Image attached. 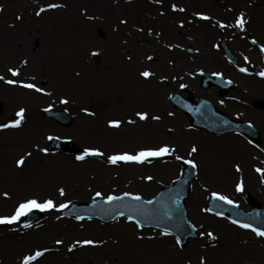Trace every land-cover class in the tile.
I'll use <instances>...</instances> for the list:
<instances>
[{"label": "rangeland", "instance_id": "rangeland-1", "mask_svg": "<svg viewBox=\"0 0 264 264\" xmlns=\"http://www.w3.org/2000/svg\"><path fill=\"white\" fill-rule=\"evenodd\" d=\"M47 3L65 7L47 9L37 15L39 8ZM173 4L184 11L173 10ZM5 7L1 0L0 76L4 79L2 86L0 80V124L18 119L16 113L21 108L26 109L19 127L6 128L20 131L17 137L22 143V147L11 150L10 168L24 156L23 167L33 173L30 157H34L32 152H38L35 146L38 150L47 148L44 154L52 158L64 155L77 163L86 161L77 160L68 151L51 148L52 139L60 138L80 149L100 148L104 155L88 161H93L99 169L111 167L121 174L79 190L71 197L39 195V200L52 198L56 204L67 200L80 203L93 199L97 191L104 196L131 192L149 199L160 188L169 186L180 177L185 160H195L199 167L203 165V171L198 169L186 200L187 215L198 236L185 245L178 244L171 235H161L160 230L141 229L126 217L104 224L96 219L78 221L65 217L63 210L36 209L41 212V218L29 227L21 225L24 217L8 223L7 228L0 227V264H21L22 258L33 249L34 252L44 248L49 251L32 264H264V238L207 211L213 192L227 195L248 210L250 205L244 192L249 191L257 205L264 207L263 171H257L264 169V133L258 124L261 122L253 121L262 134L261 142L253 144L234 132L218 135L194 128L191 118L175 109L169 101V94L173 91L184 96H204L231 118L253 119L241 113L251 105H241V101L264 99V86L259 87L264 76L243 74L239 69L251 66L258 73L264 72L261 53L264 48V0H160L159 3L156 0H23L16 4L7 20L4 19ZM48 11L53 17L63 11L65 14L59 15L66 17H56L58 21L54 23L52 16H46ZM197 12L210 19L200 18L195 15ZM240 12L245 14L247 21L243 30L235 26ZM171 14L174 18L168 17ZM221 21L227 26L221 28ZM16 23H21L19 34L11 32ZM56 24L66 28L57 32L58 37L51 36V28L58 27ZM204 31L206 36L209 35L208 43L202 39ZM221 39L226 40L237 55V67L218 49ZM57 40L63 48V56L58 50L52 60L38 57L43 53L46 58L45 51L55 48ZM16 46L23 50L15 52ZM9 68H19L20 75L13 76ZM145 69L153 75L142 77L140 73ZM202 72L222 74L235 82V89L220 96L214 87H201L199 77ZM11 79L35 83L45 91L38 92L19 83L8 84L6 81ZM63 99L68 103H62ZM52 107L69 111L73 116L72 123L62 126L44 116L43 109ZM137 111H147L150 117L159 115L161 119L141 121L135 116ZM112 119L123 122L119 127H112L108 124ZM129 119L135 123H128ZM10 136H1V139ZM226 138H229L228 142ZM165 143L174 146L176 151L151 159V163L113 165L107 162V157L114 153H134L144 146ZM227 143L241 153L250 151L253 155L245 172L228 167L222 161L215 166L210 150ZM193 145L197 152L189 155ZM6 152L1 151V158L10 155L9 151ZM177 156H183L184 160L176 159ZM43 161L46 160L39 162L41 166L45 164ZM127 164L139 168L124 171ZM224 169L225 174L220 177L219 173ZM6 174L8 181H3L6 184L0 190L8 192L9 196L0 193V215H10L18 202L38 197L29 187L16 186L18 177L15 178L12 172ZM148 176L153 179H146ZM241 182L243 188L238 190L237 184ZM199 184L203 187L198 190L200 197H197L195 191ZM208 232L216 239L209 237ZM84 239L97 243L68 250L75 240ZM57 240L63 243L57 244ZM80 248L103 250L96 249L89 261L87 257L75 258L73 254L71 258L68 255ZM108 250L115 251V254H107ZM5 251L12 257L8 262L4 260Z\"/></svg>", "mask_w": 264, "mask_h": 264}, {"label": "snow or ice", "instance_id": "snow-or-ice-1", "mask_svg": "<svg viewBox=\"0 0 264 264\" xmlns=\"http://www.w3.org/2000/svg\"><path fill=\"white\" fill-rule=\"evenodd\" d=\"M156 2L159 3L160 0H156ZM61 7H65V5L58 4V3H47L46 5L41 6L39 8V11L36 14L40 15L41 13L45 12L47 9H57V8H61ZM172 9L173 10H179L181 12L184 11L183 8L177 9L176 4L172 5ZM0 10H2V9H0ZM195 15H197L200 18L205 19V20L210 19V17H208L206 14L201 13V12H197ZM122 23H126V21H122ZM180 23L182 26L183 21H181ZM246 23H247V21L245 19V14L243 12H240L236 18L235 26L238 27L239 29L243 30V29H245ZM219 26L221 28H224L227 25H225L221 21L219 23ZM148 59H152V57H148ZM23 63L26 64L27 61H24ZM242 70L247 71V69H242ZM8 71L13 76H19L20 75V69L19 68H9ZM259 74L261 76H264V72H260ZM140 75L144 78H149L150 76L153 75V73L149 69H145L144 71H142L140 73ZM3 79H4V77L0 76V80H3ZM6 82L8 84L19 83V84H22V86L25 88L34 89V90H36L38 92H42V93L45 91V89L37 87V85L35 83H26L24 81H18L15 79L7 80ZM61 102L64 104H67L68 100L63 99ZM221 103H223V102H221ZM25 111H26V109L21 108L16 113V116L18 117V119L10 121L9 123L0 124V129L8 128V127H19L21 125L22 120L24 119ZM84 111L87 112L88 109H84ZM169 115H173V113H169ZM135 116L138 117L139 120H141V121H147L149 118L157 120V121H159L161 119V117L159 115L150 117L149 113L147 111H137V112H135ZM122 122L123 121L121 119H112V120L108 121V124H109V126H112V127H119ZM127 122L128 123H135V121H133L131 119H129ZM189 127H191V125ZM49 139H52V137H49ZM40 150L45 152V153H47V151H48L47 148L40 149ZM175 151H176L175 147L172 145H169L167 143L155 145V146H144V147H141L138 151H136L134 153H130V152L114 153V154L107 157V162L109 164H113V165H117L121 162L138 163V164H144L146 162L151 163L152 162L151 158L163 157V156L172 154ZM195 152H197V148L193 145L191 150H190L189 155H191L192 153H195ZM28 155H31V154L29 153ZM103 155H104V153L100 150V148L89 147V148L83 149V154L76 156V159L82 161L88 156H103ZM176 159L184 160V157L183 156H177ZM185 162L187 164L191 165L193 168L197 167L196 162L193 159H188ZM16 163L18 166H22L25 163L24 156H21L16 161ZM236 168H237V171L240 170L239 165H237ZM257 171H264V169H257ZM146 179L152 180L153 177L148 176V177H146ZM242 188H243L242 182L240 184H237L238 190H242ZM58 191H59V194L61 196L65 195V189L64 188H60ZM2 195L4 197H8L9 193L4 192ZM212 195L221 201L227 202L228 204L235 203V201L231 200L227 195H223V194L218 193V192H213ZM95 196L96 197H104V203H106V204L116 203V202L123 200L124 197H129L130 201H132V202L125 205V207L128 209V212L125 213L124 211L117 210L116 216L117 217H126V219L128 221L134 222L137 225V227H139L141 229H143L145 227V220L138 218V216L145 217L147 219H156L157 214H158L160 209L166 210V211H164L163 216H161L160 219H163L164 217H170L172 215V211H171V208L169 207V204L166 202H161V201L157 202V204L159 205V208H157V209H154L152 211H146L144 209H141L138 206V204L135 202H143L146 205H152L153 201L152 200L143 201L140 194H133L131 192H125V193H123V196H118L115 194H108L107 196H104V194L102 192L97 191L95 193ZM71 203H72L71 200H67L63 203L56 204V202L52 198L39 200L33 196L31 198L24 199V200L18 202V204L16 205V207L14 208L13 212L10 215H0V224H2V223H14V222L20 221L22 217L27 216L30 212H32L33 210H36V209H39V210H51V209L64 210V209H67ZM172 203L178 205L179 199L177 198L176 200L172 201ZM211 210L212 209H207V211H211ZM217 215H223V213H217ZM75 219L78 221H82L85 219V217L81 216V215H76ZM87 219L91 220L92 216L89 215L87 217ZM232 223L238 225L241 228L250 229L259 237H264V227H257L252 223L242 222L241 220H238V219L233 220ZM155 226L159 228L161 225L159 223H157ZM25 227H29V225L26 224ZM193 227H195V225H193ZM171 234L172 233H171L170 229H168V228H165L161 232V235H164V236H168ZM207 235L209 237H211L212 239H216L215 235L211 232H208ZM176 242L178 244L180 243L179 237H176ZM56 243L62 244L63 241L57 240ZM94 243H97V241H93L90 239L75 240L70 245L68 250L72 251L73 249H75L79 245H92ZM48 251H49V249H47V248L37 249L34 252L25 255L22 258L21 264H32V262L37 261L38 258L42 257L44 255V253H46ZM202 264H203V262H202Z\"/></svg>", "mask_w": 264, "mask_h": 264}, {"label": "bare ground", "instance_id": "bare-ground-1", "mask_svg": "<svg viewBox=\"0 0 264 264\" xmlns=\"http://www.w3.org/2000/svg\"><path fill=\"white\" fill-rule=\"evenodd\" d=\"M3 1L6 5L4 9V19L7 20L11 17L12 11L14 10V8H16L15 7L16 4L18 2H22L23 0H3ZM46 1L53 2V0H46ZM99 3H102V2H99ZM59 13L65 14L63 11H60ZM59 13L57 12L56 13L57 15L55 14V16L53 17L52 13L48 11L46 16H52L54 18V23H56V21H58L57 18L59 19V18L66 17L64 15L60 16ZM168 17L174 18V14H171ZM20 24L21 23H18V24L16 23L15 28L11 32L14 31L16 34H19L18 29L20 27L19 26ZM56 25L59 28L58 27L51 28L52 29L51 36L54 35V37H58L57 32L60 33V31H63L64 29H66L64 25L62 24H56ZM207 28L208 29L210 28L209 25L207 26ZM213 29L215 30L216 28L213 27ZM203 39L205 43H207L209 39V35L206 36L205 31H204ZM58 40H57V45L55 48H52V50H49V51H45V53H47L46 58L43 53H39L38 57L42 59L52 60L54 56V52L58 50L61 52V55L63 56L62 54L63 48L59 45ZM21 50L23 49L16 46L15 52L18 53ZM3 129L4 130L0 131V142H1L0 143V154H1V151L3 152L9 151L10 155L8 154V156L4 158H1L0 156V189L6 184L3 181L4 180L8 181L7 178L9 177L7 176L6 173L12 172V174L15 175V178L16 177L19 178V179L17 178V182L15 185L20 186L22 188L29 187L31 189V192L35 196H38L36 197L37 199H39V195L40 196L51 195V196H54L55 198H61L63 196H61L58 191L60 188L65 189L64 197L65 196L71 197L73 194L75 195V193L79 190L93 187L97 182L102 183L106 179L111 178L112 176L117 178L119 177V175H121L120 172H118L115 169H111V167H108V168L104 167V168L99 169L97 166L94 165L93 161L92 162L88 161V159H86V161H84L83 163H77L73 161L70 157L64 156V155H60L57 158H56L57 155H55V158H52L49 156V154L45 155L44 154L45 152H41L40 150H38L39 148H37L36 146L35 148L38 152H32L31 154H33L34 157H30V159H32V162H33V165H32L33 167L31 168V169H34V171H32L33 173L27 172L26 170L27 168L23 167V165L18 166L16 164L15 167L10 168V165L12 166L11 162L13 158V151L11 150H13L14 148H18L19 146L22 147V143L21 141H19L17 137L18 132L20 131L6 129V128H3ZM9 135H11L10 138L1 139V136L9 137ZM227 139L229 140V138H226V141ZM210 155L211 157L215 158L214 160L216 161V164H215L216 167L219 164H221L220 162L222 161L228 167H233L236 170H237L236 166L239 165V169H240L239 172H243V171L245 172L248 169V165L252 163L253 161L252 160L253 155L250 153V151L246 153L245 152L241 153V151L237 150L235 147H232L229 143L221 145V147H219L218 149H211ZM41 160H46V161H43L45 162V164H42V166L39 163ZM124 167H126V170L124 171H135V170H138L139 168V166H136L133 164L132 165L127 164V165H124ZM242 167L244 168L242 169ZM198 169H201V171H203V165H202V168L201 166L200 167L198 166ZM209 169L210 171H213L210 166H209ZM229 170L232 171L230 168ZM224 171L225 169L223 170V172L219 173L220 177H223V175L225 174ZM215 172L217 171H214V173ZM7 185L9 184L7 183ZM202 187H201V184L198 185V187L196 188L197 191H195V196L200 197V192L198 190H201ZM4 192L6 191L0 190L1 194H3ZM45 218H48V217H45ZM257 248H261V247L257 246ZM96 249L103 250L102 248H80L79 250L77 249L76 251H73L72 253H69L68 255L71 258L73 254L75 258L78 256L87 257L88 259L87 261H89V257H93L95 255L94 253ZM33 250L30 253H32ZM114 252L115 251L108 250L107 254L110 253L112 255V254H115ZM4 254H5L4 260H6L7 262L10 259H12L8 251H5ZM103 254L104 252L101 255Z\"/></svg>", "mask_w": 264, "mask_h": 264}, {"label": "water", "instance_id": "water-1", "mask_svg": "<svg viewBox=\"0 0 264 264\" xmlns=\"http://www.w3.org/2000/svg\"><path fill=\"white\" fill-rule=\"evenodd\" d=\"M229 55L233 58L231 52ZM234 59V58H233ZM235 60V59H234ZM209 80V79H208ZM212 81V80H209ZM214 83L221 85L222 87H230L229 84H225L220 76ZM171 101L174 102L176 106L184 108L190 113L194 118V125L200 128H207L210 131H215L217 133H224L230 130H238L247 133L252 139L259 140V133L257 130L245 123L233 122L229 120L224 115L215 111L213 104L203 98L198 99L196 104H193L190 100L184 99L177 93L171 95ZM45 113L51 117H54L64 124H70L71 117L64 111L58 110H46ZM53 146H59L63 149H71L76 155H82L77 149L70 148L68 143L65 141H55ZM196 167L193 168L191 165L187 164L184 169L182 177L176 181L171 187L164 188L160 193L155 196L152 201V205H146L143 202H135L141 209L146 211H152L159 208L157 204L158 201L166 202L171 208L172 215L170 217L163 216L165 209H160L156 219H147L145 217L138 218L145 220L146 226L156 227L155 225L159 223L160 229L168 228L170 231L177 235L182 243H185L189 236H196L193 228L187 220L186 209H185V198L189 195L190 182L195 178ZM123 196V195H120ZM249 197V195H247ZM179 199V204H174L172 201ZM143 201H146L142 198ZM130 198L124 197L123 200L116 203H104V199L97 197L94 201L87 204H72L69 208L65 210L67 215H81L88 217L100 218L104 222L111 221L115 219L116 211L128 212L125 205L129 204ZM209 209L211 212L223 213V215L229 214L233 220H241L242 222L252 223L257 227H264V210L255 208L251 212H244L233 204H228L225 201H221L213 196L210 201ZM40 214L36 212H30L27 217L26 222H33L39 218ZM158 228V227H156Z\"/></svg>", "mask_w": 264, "mask_h": 264}, {"label": "flooded vegetation", "instance_id": "flooded-vegetation-1", "mask_svg": "<svg viewBox=\"0 0 264 264\" xmlns=\"http://www.w3.org/2000/svg\"><path fill=\"white\" fill-rule=\"evenodd\" d=\"M243 113L258 122L262 123L264 121V111L257 106L251 105V106L245 107Z\"/></svg>", "mask_w": 264, "mask_h": 264}]
</instances>
